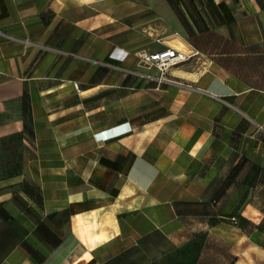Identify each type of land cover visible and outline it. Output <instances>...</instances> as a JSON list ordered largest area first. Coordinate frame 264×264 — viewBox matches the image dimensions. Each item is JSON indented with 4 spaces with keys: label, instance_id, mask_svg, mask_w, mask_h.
I'll use <instances>...</instances> for the list:
<instances>
[{
    "label": "crops",
    "instance_id": "obj_1",
    "mask_svg": "<svg viewBox=\"0 0 264 264\" xmlns=\"http://www.w3.org/2000/svg\"><path fill=\"white\" fill-rule=\"evenodd\" d=\"M0 264H264V0H0Z\"/></svg>",
    "mask_w": 264,
    "mask_h": 264
},
{
    "label": "built area",
    "instance_id": "obj_2",
    "mask_svg": "<svg viewBox=\"0 0 264 264\" xmlns=\"http://www.w3.org/2000/svg\"><path fill=\"white\" fill-rule=\"evenodd\" d=\"M140 62L147 68H156L160 71L159 81H165L164 75L172 68L181 66L189 60L186 53L179 51L173 47H166L151 54H143L139 56ZM236 224L237 219L233 218Z\"/></svg>",
    "mask_w": 264,
    "mask_h": 264
},
{
    "label": "bare ground",
    "instance_id": "obj_3",
    "mask_svg": "<svg viewBox=\"0 0 264 264\" xmlns=\"http://www.w3.org/2000/svg\"><path fill=\"white\" fill-rule=\"evenodd\" d=\"M184 40V39H183ZM180 37H178V36H172V37H169V38H167V43H169V44H172L173 45V47L174 46H176L177 48H181V50H182V48H185V50H186V48L188 47L187 46V44L183 41ZM171 45V46H172ZM179 50V49H178ZM188 53H189V51H188ZM178 69V68H177ZM182 74V73H181ZM185 76V75H184ZM188 77V76H187Z\"/></svg>",
    "mask_w": 264,
    "mask_h": 264
},
{
    "label": "rangeland",
    "instance_id": "obj_4",
    "mask_svg": "<svg viewBox=\"0 0 264 264\" xmlns=\"http://www.w3.org/2000/svg\"><path fill=\"white\" fill-rule=\"evenodd\" d=\"M159 35H160V37H164V36H167V35H168V33H167V31H166V30H164V29L160 28Z\"/></svg>",
    "mask_w": 264,
    "mask_h": 264
},
{
    "label": "trees",
    "instance_id": "obj_5",
    "mask_svg": "<svg viewBox=\"0 0 264 264\" xmlns=\"http://www.w3.org/2000/svg\"><path fill=\"white\" fill-rule=\"evenodd\" d=\"M237 222H238V219H237Z\"/></svg>",
    "mask_w": 264,
    "mask_h": 264
}]
</instances>
